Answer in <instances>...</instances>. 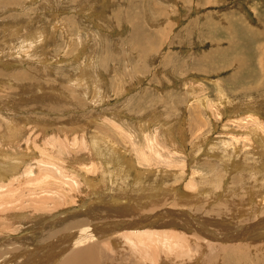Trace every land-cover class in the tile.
Returning a JSON list of instances; mask_svg holds the SVG:
<instances>
[{
    "label": "rangeland",
    "instance_id": "1",
    "mask_svg": "<svg viewBox=\"0 0 264 264\" xmlns=\"http://www.w3.org/2000/svg\"><path fill=\"white\" fill-rule=\"evenodd\" d=\"M0 264H264V0H0Z\"/></svg>",
    "mask_w": 264,
    "mask_h": 264
},
{
    "label": "bare ground",
    "instance_id": "2",
    "mask_svg": "<svg viewBox=\"0 0 264 264\" xmlns=\"http://www.w3.org/2000/svg\"><path fill=\"white\" fill-rule=\"evenodd\" d=\"M23 41H26V39H24ZM15 162H16V161H15ZM13 163H14V162H13ZM127 165H128V164H127ZM144 233H145V232H144ZM150 234H151V233H150ZM144 235H146V234H144ZM156 235H157V234H156ZM133 237L135 238V236H133ZM147 237H148V236H147ZM150 237H151V236H150ZM150 237H148V238H150ZM137 238H138V237H137ZM137 238H136V242L138 243L139 241H137ZM143 238H145V236H143ZM151 238H152V237H151ZM168 238H169V237H168ZM129 239H130V240H133V239L131 238V236H130ZM140 239H141V238H140ZM142 240L144 241V239H142ZM160 240H161V239H160ZM165 240L167 241V239H165ZM165 240H164V238L162 239V241H165ZM146 241H148V240L145 239L144 244L146 243ZM162 241H161V242H162ZM133 242H135V240H134ZM133 242H132V243H133ZM136 242H135V243H136ZM148 242H149V241H148ZM151 242H153V241H151ZM137 243H136V245H139V244H140V243H138V244H137ZM162 243H163V242H162ZM147 245H148V244H147ZM147 245H146V247H147ZM156 246H157V245H156Z\"/></svg>",
    "mask_w": 264,
    "mask_h": 264
}]
</instances>
